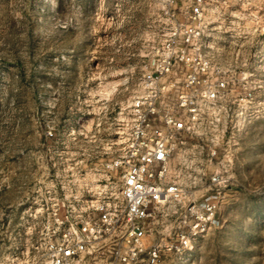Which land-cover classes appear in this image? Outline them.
Here are the masks:
<instances>
[{
	"label": "built area",
	"instance_id": "obj_1",
	"mask_svg": "<svg viewBox=\"0 0 264 264\" xmlns=\"http://www.w3.org/2000/svg\"><path fill=\"white\" fill-rule=\"evenodd\" d=\"M153 1L103 160L85 169L72 152L46 196L9 219L0 264L185 263L219 226L238 184L231 143L262 85L216 59L213 0Z\"/></svg>",
	"mask_w": 264,
	"mask_h": 264
},
{
	"label": "rangeland",
	"instance_id": "obj_2",
	"mask_svg": "<svg viewBox=\"0 0 264 264\" xmlns=\"http://www.w3.org/2000/svg\"><path fill=\"white\" fill-rule=\"evenodd\" d=\"M153 0H0V258L11 226L46 196L78 151L98 166L135 63ZM215 57L262 85L232 141L238 184L219 226L185 263L264 264V0H213ZM53 130L55 137L47 139ZM80 137L77 144L75 136ZM235 144V146H234ZM82 154H84L82 156ZM69 159V160H67ZM14 221V222H15ZM3 241L5 244H3Z\"/></svg>",
	"mask_w": 264,
	"mask_h": 264
}]
</instances>
